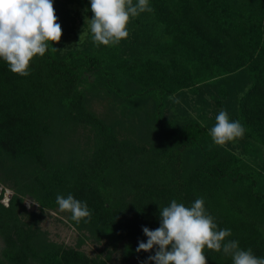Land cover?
<instances>
[{"label": "trees", "instance_id": "trees-1", "mask_svg": "<svg viewBox=\"0 0 264 264\" xmlns=\"http://www.w3.org/2000/svg\"><path fill=\"white\" fill-rule=\"evenodd\" d=\"M133 260L264 264V0H0V264Z\"/></svg>", "mask_w": 264, "mask_h": 264}, {"label": "rangeland", "instance_id": "rangeland-1", "mask_svg": "<svg viewBox=\"0 0 264 264\" xmlns=\"http://www.w3.org/2000/svg\"><path fill=\"white\" fill-rule=\"evenodd\" d=\"M73 10H79L77 6L71 7ZM82 14V13H81ZM99 19L101 22L106 21L107 19V12L104 9H100L98 11ZM85 17V16H84ZM86 19H88L86 17ZM91 24V22H90ZM85 34V29L81 24L76 25L75 33L71 36L70 42L75 45L78 43L80 38L82 39ZM94 109L99 110V105H94ZM229 142H231L232 145L236 144V140L233 141V139H230ZM11 195V191L9 189L5 190L3 201L6 202ZM27 208H33L35 205L32 201L26 200L25 201ZM41 226L44 230L47 231L48 236L50 239L64 243L67 245H74L78 238L81 236V233L75 229L70 223H68L67 218L63 215L58 213V211L55 210H49L48 215L45 216L43 222L41 223ZM81 248L90 256H93L96 253H99L100 250H102V246L93 242H90V240H87ZM115 263L119 262L118 254L115 255ZM129 264H139L136 260L131 261Z\"/></svg>", "mask_w": 264, "mask_h": 264}, {"label": "water", "instance_id": "water-1", "mask_svg": "<svg viewBox=\"0 0 264 264\" xmlns=\"http://www.w3.org/2000/svg\"><path fill=\"white\" fill-rule=\"evenodd\" d=\"M10 198V196L9 197H7V199H9Z\"/></svg>", "mask_w": 264, "mask_h": 264}]
</instances>
